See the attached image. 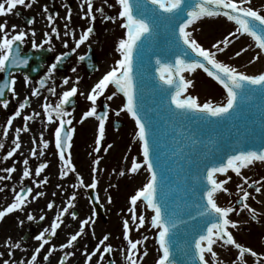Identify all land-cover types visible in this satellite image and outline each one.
<instances>
[{
	"label": "snow or ice",
	"instance_id": "snow-or-ice-1",
	"mask_svg": "<svg viewBox=\"0 0 264 264\" xmlns=\"http://www.w3.org/2000/svg\"><path fill=\"white\" fill-rule=\"evenodd\" d=\"M36 0H0V16H6L13 12L17 6H23L30 9ZM107 8L112 9L118 6L119 11L116 16L105 14L103 7L96 8L103 20H109L113 23L117 19H121L120 28L124 29L123 38L119 39L116 51L120 58L109 71L91 87L87 93L86 99L91 102L90 108L85 110L78 123H83L88 118L94 117L98 121L96 138L94 140L95 147L93 152H101V141L105 137V125L109 115V106L104 104L105 111L97 113V100L104 96L109 86H113L114 91L107 95L105 99L112 101L118 94H122L123 103L118 110H113L116 116L126 113L134 121L135 139L139 141L140 156L131 158L130 167L121 169L120 176L126 173L136 174L143 169L147 175V182L143 183L133 195L129 197L130 207L127 211L131 214V223L135 226V230L139 231L146 223V217L143 213L137 215L138 202L142 203L147 209L151 210V218L148 221L151 229H155V242L158 245L156 251L158 258L155 264H178L176 255V244L178 239L177 225L178 222L187 224V220H181V211L179 200L184 196L197 197L194 207L196 215L192 216L191 212L187 215L192 224L190 239L186 240L185 248L181 249L185 259L180 260L179 264H224V260L220 258L215 247L221 249L236 250V258L231 264H248L246 257L253 260V264H264V253L254 250L251 246H244L237 242L233 232L229 229H237L238 221L231 219V214L237 216L241 212L247 211L253 221L259 222L260 213L257 209L250 206L247 202L251 193L244 190L253 189L255 193L262 194L264 187V179H256L249 183V178L242 175V169H248L249 166L255 165L257 162L264 164V128L257 138L255 129L246 125L241 128L236 127L237 121L243 118V102L245 99L259 97L264 100V67L258 74H249L247 71H241L238 67L231 63L224 62L217 58L218 54H224L229 45L238 41L242 36L250 37L259 51L255 52L247 61L248 64H255L264 58V0H261L260 6L254 3V0H103ZM86 5L84 17L90 21L89 26L79 35L78 39H74V47L71 52H76L81 45L89 40L90 34L94 32L91 22L96 20L93 14L94 0H82L81 8ZM67 7V5H65ZM47 13V7L44 8ZM223 17L227 21L233 22L234 30H230L222 39H218L211 44L210 48L204 47L198 42L193 27L203 18ZM71 9L65 17L70 22ZM54 17L49 14L47 20L49 25L52 24ZM33 21L29 20L31 24ZM7 21L0 23V73H7V76L0 81V98L5 97L6 92H11L13 96L16 93L13 85L16 80L12 75V69H20L29 64L31 57L27 53H23L21 45H23L28 35L23 29L13 34L16 25H12V32L6 31ZM164 25L171 30L174 37L171 46L166 50L154 52L155 72L158 75V82L154 85L155 91L159 97V103L163 110V115L157 113L162 124H158L153 116L148 114V109L144 102V80L142 74L135 71L137 63L143 64V52L145 41L153 37L157 30ZM65 28L68 24H65ZM51 32L55 34V38H60V33L56 27H51ZM44 39L38 45L35 40V31L31 32L32 48H43L45 44H51L52 36L45 32ZM65 36L70 35L69 32L64 33ZM64 47H68L67 41ZM249 51L248 47H241L234 53L233 58L241 57L243 53ZM70 55L64 52L55 57V62L48 68V73L39 80V87L31 90V96L37 97L41 94L40 90L45 88L48 79L60 63ZM84 61L86 56L81 55L78 58ZM151 59V58H149ZM197 69H202L208 77H210L221 89L223 100L214 102L206 99L203 102L196 95L189 93L190 87L193 86L191 79H186L184 73H193ZM72 72L76 68L71 69ZM25 84L29 83L28 76H24ZM79 77L73 82L68 90H64L59 94L55 104L48 102V97H44V103L41 105L43 115L46 117L44 123L45 129L49 125H55L52 135L54 136V145L56 154L61 163L60 179H64L69 173L75 174L76 183L68 185L72 189L85 188L96 190L99 180L97 172L103 171L98 169L101 157L97 156L91 163V183L85 185L81 174L76 170L72 163V155L69 149L72 147L73 133L76 131L73 124L72 113L66 110V105L73 103V97L78 93ZM69 79H63V85H68ZM47 91L56 96V88L48 87ZM84 96V92L79 93ZM8 100L0 99V104L6 109L8 108ZM30 102L27 98L19 104V109L15 111L14 116L7 120V126L3 128V136L7 137L9 128L13 124V120L21 116V110L29 106ZM264 107V106H262ZM41 117V112L35 111L31 115L23 116V127L15 128V139L13 147L7 151L3 160H8L21 149L20 134L30 131L29 121H34ZM248 119L255 121V116L249 112ZM261 124L264 126V111L261 113ZM227 128V131L224 129ZM231 141L225 144L224 148L218 149L221 152L215 162L205 163L202 156L207 153L202 151L209 144H218L221 140ZM31 143L36 145V139H32ZM39 151L36 147H32L30 151L31 157L44 156V150L49 147V141L44 139L43 133L40 134ZM5 144L0 141V150L4 149ZM111 148L109 144L104 151L107 152ZM127 159V157H125ZM22 176L20 178V186L17 191L12 189V202L3 210H0V221L11 213L23 212L25 207L35 201L37 198L45 196L44 191H36L33 195V188L23 185L24 178L33 175V171L29 167V159H23ZM48 167L47 162L39 163L34 169V176L40 177L41 173ZM229 170L235 173L237 177L243 181L238 184L237 189L242 191V195L236 201L239 208L234 206H220L217 202L218 193H226L231 195L225 185L228 180H218L217 174H226ZM8 175H0V181L11 179L12 173L16 172L15 162L13 166L0 169ZM176 171L177 175L183 173L184 184L180 185L177 181V188L174 194L167 189L171 184L170 173ZM231 179V177H228ZM31 183L40 189L48 183L45 176L39 182L32 179ZM114 187V185H110ZM61 184H57L56 188H62ZM4 188L0 187V192H4ZM107 191V189H105ZM56 192H52V196H56ZM31 196V200L29 199ZM256 200L255 196H251ZM77 199L76 192L73 191L65 202L62 209H58L50 228L45 227L38 235L34 237L39 241V246L35 248L30 259L26 264H37L38 255L45 245L50 244V240L57 236V230L64 223L65 215H70L73 221L78 219V214L70 209H75V201ZM91 199V197H90ZM107 203H112V197L107 196ZM99 196H95V202L99 205ZM256 203H260L256 200ZM54 201H49L46 205L48 210H52ZM103 207V205H99ZM186 208V205H185ZM96 209L93 207L91 215L79 220L78 230L75 234L67 238L66 243L60 245V250L71 249L74 247L78 237L85 233L86 226L92 228L96 223ZM35 217L31 212L27 214L28 221H34ZM40 221L45 220L44 215H40ZM24 221L20 220L19 224L23 225ZM71 227V225H68ZM122 239L126 242L127 255L125 260L127 264H140V262L148 255L144 250L142 255L137 258L138 245L143 246L149 239L147 235L140 239L130 238L129 219L122 221ZM47 234V235H46ZM91 235L95 238V231ZM109 234L103 235L95 245L94 250L90 254H86L85 264H88L98 252L102 253L99 259H104L103 253L111 254L113 247L108 242ZM10 249H20L21 244L12 241L7 242ZM55 246L48 249V253L43 255L42 259L49 262V257L55 251ZM124 249H121L123 253ZM11 256L12 253L8 252ZM73 253L65 251L59 260V264H67L69 257ZM207 257V258H206ZM3 264H10L8 259L3 260ZM19 264H25L21 260ZM114 264V262H113Z\"/></svg>",
	"mask_w": 264,
	"mask_h": 264
},
{
	"label": "rangeland",
	"instance_id": "rangeland-1",
	"mask_svg": "<svg viewBox=\"0 0 264 264\" xmlns=\"http://www.w3.org/2000/svg\"><path fill=\"white\" fill-rule=\"evenodd\" d=\"M70 2L82 3V0H65ZM109 3H114V0H109ZM254 3L257 7L260 6L261 0H254ZM95 7H103L105 14L116 16L118 14V6L113 7L112 9L107 8L103 3V0H94ZM210 20H221L225 25L230 28L225 31L227 34L228 31L234 30L233 22H229L226 18L216 17V18H207L202 19V21ZM101 23L99 24L101 28L104 29V39L106 44L109 47V51L103 56L100 57L99 71L94 73L92 77L84 76L79 77V81H83V84L80 82L76 85L78 87V93L75 96L79 108L76 110H67L72 113L73 124L69 127H74L76 131L73 133V139L71 141L72 147L69 149L72 155V163L75 166L76 170L81 174L85 185L91 183V168L92 161L97 157H101L99 168H102L103 171L97 172V178L99 180L96 194L99 196L100 205H103V210L105 216L96 215V223L90 229L86 226L85 233L78 237V242L82 243L81 250L84 249L87 251H81L83 255H86L89 251L87 246L94 241L99 240L105 234H109L110 239L106 243H110L113 247V259L115 264H127L125 257L127 255L126 242L123 241L122 236V221L123 219H129L130 223V238L140 239L142 236L147 235L149 239L144 243L143 246L138 245L137 258L142 255L144 250H147L148 255L140 262V264H155L158 258V252L156 249L158 245L155 242V229H151L148 221L151 218V210L147 209L142 203L138 202L137 205V215L139 216L143 213L146 217L145 225L139 229L135 230V226L131 223V214L127 211L130 207L129 197L135 193V191L147 182V173L141 169L139 173L130 174L126 173L125 176H120L119 171L127 169L130 167L131 158L136 156L138 159H142L140 156L139 141L135 139V124L134 121L126 113H121L120 116H116L113 110H118L123 103L122 94H118L113 98L112 101H107L105 97L110 95L114 91L113 87L110 85L109 88L105 91L104 96H101L97 100V113H99L100 106L102 102L108 104L109 106V115L105 125V137L101 141V152H93L95 147L94 140L96 138V131L98 126V121L94 117L88 118L83 123H78L82 113L90 108L91 102L86 99L87 93L90 91L91 87L105 74L107 71L114 66L115 61L120 58L119 53L116 51V46L119 39L123 38L125 30L120 28L121 19H117L114 23L109 20L100 19ZM199 22V21H198ZM197 22V23H198ZM196 25L193 27L196 29L194 35L196 36L199 43L204 47L210 48L211 44L216 41V38L211 35L210 30L199 28ZM197 26V27H196ZM220 28L219 30H221ZM225 34V35H226ZM222 39V38H221ZM231 49L226 58H222L219 55L218 59L231 63L234 66L238 67L241 71H247L249 74H258V71L263 65V59L257 61L255 64L241 65L238 63L237 58H233L234 53L239 50L241 47H248L249 51L243 53L242 56H246L248 59L258 50L255 46V42L248 36H242L238 41H235L231 45ZM69 84L61 85L56 87V96H52L49 92L47 94L48 102L55 104L56 100L59 97V94L68 90L73 86V82L76 81L77 77L69 76ZM186 79H191L193 81V86L190 87L189 93L196 95L201 102L206 99L213 100L214 102H220L223 100L222 89L203 71H197L189 74H185ZM84 92L85 95L81 96L79 93ZM44 103L42 100L39 104L32 107H27V109L21 111V116L13 120L12 126L9 128L7 137L3 136V128L7 126V120L12 117L11 112H15L17 109H5L0 107V141L5 144L4 149L0 150V169L11 167L15 162L16 172L12 173L11 179L0 181V187L4 188V192H0V210H3L9 203L12 202L13 192L12 189L16 188L19 190L20 178L22 176L23 169V159H29V167L33 171V175L29 178H24L23 185L33 188V195L36 191H44L45 196L37 198L32 203L28 204L23 212L17 211L11 214H8L3 221H0V232L3 235H6V238H2L0 242L7 243V241H12L15 243H20V238L24 236L23 232H26V229L30 225H35L36 222L40 221V215L45 216L44 222L41 226H38V233H40L45 227L50 228L51 222L54 219L58 209H62L65 206V202L68 197L71 196L73 191L76 192L77 199L75 201V209H70L75 211L78 214V219L73 221L70 215H65L63 218L64 223L57 230V236L53 237L50 240L49 245H45V250H48L50 247L55 246V249L60 250V245L67 242V238L75 234L78 230L79 220L84 219L87 216L91 215L93 206L90 201V191L92 189L77 188L72 189L68 185L76 183L75 174L69 173L64 179H60V168L61 163L59 161L58 155L56 154V149L54 145V136L52 135L53 128L55 125H49L47 129L44 127L46 123V117L43 115V109L41 105ZM10 110V111H9ZM41 112V117L37 118L34 121H29L30 131L27 133L21 132L20 142L21 147L25 146L26 149L24 152H20V149L14 154L13 157L8 160H3V157L7 154V151L11 150L13 145V140L15 139L16 133L15 128L23 127L24 121L23 116L31 115L33 112ZM9 112V113H8ZM115 123H123L124 126L121 129H114ZM43 133L44 139L49 141V147L44 150L45 154L42 157H31L30 151L32 147H36L37 150L41 148L39 144L40 134ZM32 139H36V145L31 143ZM31 144V146H30ZM111 145V148H108L107 152L104 149ZM30 146V147H29ZM127 157V159H125ZM47 162L48 167L41 173L40 177L34 176V169L38 166L39 163ZM242 175L249 178V183L256 179H264V164L249 166L248 169H242ZM0 175H8L7 173L0 171ZM45 176L48 178V183L42 188L37 189L32 183V179H36L38 182L42 180ZM219 180H228V183L225 185L228 188L231 195L226 193H219L220 198H217L218 204L220 206H234L239 208V205L236 204L239 195H242V191L237 189L238 184H243V181L240 177H237L235 173L229 172L226 175H218ZM231 177V179H228ZM57 184H61L62 188H56ZM114 185V187L110 186ZM107 189V191H105ZM244 190H247L251 193V196H255L256 200H259L260 203H256V200H253L250 196L247 201L250 206L257 209V212L260 213L258 216L259 222L253 221L250 217V214L247 211H243L237 216L235 213L231 214V219L238 221L237 229H229L233 232L234 238L237 242L243 244L244 246H251L254 250H257L261 253H264V187H262V194L255 193L253 189L247 188V185H244ZM52 192H56V196H52ZM112 197V203H107V196ZM31 200V196H29ZM49 201H54V206L52 210H48L46 205ZM31 212L35 217L34 221L27 220V214ZM23 220V225L19 224V221ZM29 222V224H28ZM71 225V227H68ZM95 231V238L91 235L92 231ZM47 235V234H46ZM39 241L33 240L30 242V250H35L39 246ZM76 243V242H75ZM95 242L94 244H97ZM93 244V245H94ZM121 249H124L123 253ZM18 250V249H14ZM75 250L74 247L71 249H64L65 251ZM214 250L218 252V255L224 264H231L232 260L236 258V250L231 249L230 246L228 249H221L214 246ZM207 258V257H206ZM248 264H253V260L250 257H246Z\"/></svg>",
	"mask_w": 264,
	"mask_h": 264
},
{
	"label": "flooded vegetation",
	"instance_id": "flooded-vegetation-1",
	"mask_svg": "<svg viewBox=\"0 0 264 264\" xmlns=\"http://www.w3.org/2000/svg\"><path fill=\"white\" fill-rule=\"evenodd\" d=\"M29 0H26L28 3ZM82 3L78 2H70L65 0H36V3L33 4V7L30 9L24 8L23 6H17V8L13 9V12L6 15L0 16V23L7 21L6 31L12 32L11 26L16 25V28L13 34L18 33L21 29H23L28 35L25 38L23 45H21L23 53H27L31 59H29V64L26 67H22L20 69H12V75L16 80V84L13 85V90L16 93L15 96L12 95L11 92H6L5 97L0 99L8 100V108L6 109H19V104L23 102L25 98H27L30 102L29 106L32 107L34 105L39 104L42 100L44 101V97L47 96L48 87H59L61 82H63L64 74L70 80L69 76L73 77H84L90 76L99 71L100 57L103 54H106L109 51V47L106 44L104 39V29L99 25L101 23V16L98 12H96L95 6H93V14L96 16V20L91 22V26L94 28V32L90 34L89 40L85 42V44L81 45L76 52L72 53L71 49L75 46L74 39H78L79 35L82 34L84 30L89 26L90 21L88 18L84 17L86 12V5L84 8H81ZM67 5V7H65ZM47 7L48 12H44V8ZM71 9V18L70 22L65 19L68 15V11ZM51 14L54 19L51 25H49L47 16ZM29 20L33 22L31 24L28 23ZM65 24H68V27L65 28ZM51 27H56L60 33V38L56 39L55 34L51 32ZM35 31L36 43L39 45L44 39V33L48 32L50 36H52L51 44H45L43 48L33 49L32 48V36L31 32ZM69 32L70 35L65 36V32ZM67 41L68 47H64V43ZM64 52H69L70 55L64 59L63 63H60L56 70L52 73L51 77L48 79L45 88L41 89V94L37 97L31 96V90L36 87H39V80L42 79L48 73V68L52 63L55 62V57L57 55H61ZM84 55L86 59L84 61H80L79 56ZM91 56L93 62H95L96 70L89 74V57ZM75 67L76 71L72 72L71 69ZM7 76V73H0V81L3 80L4 77ZM24 76H28L29 83L26 85L24 81ZM80 84H83V81H79ZM1 108H4L2 104H0ZM23 109V110H25ZM21 110V111H23ZM10 111V110H9ZM9 113V112H8ZM15 114V112H11V114ZM14 116V115H11ZM43 221H38L35 225H30L27 227L24 236L20 238L21 248L18 250L10 249L7 247V243L0 242V264H3L4 259H8L10 264H19L21 260L25 261V264L28 259H30L31 254L34 250H30V242L35 240L34 237L38 235V226H41ZM29 224V222H28ZM6 235H3L0 232V241L2 238H6ZM94 241L93 244L95 242ZM6 242H8L6 240ZM90 243L89 251L87 254H90L95 245ZM82 243H75V250L71 252L73 255L69 257L67 264H85L86 255H83V251L81 250ZM101 252H98L96 256L92 258L88 264H107L108 257L106 253H103L104 259L101 261L99 259ZM82 251V253H81ZM8 252H11L12 255H7ZM48 250L42 249L41 253L38 255L37 264H59L60 258L64 254V250H55L52 255L49 257V262L43 261V255H46ZM113 255V252H112Z\"/></svg>",
	"mask_w": 264,
	"mask_h": 264
},
{
	"label": "water",
	"instance_id": "water-1",
	"mask_svg": "<svg viewBox=\"0 0 264 264\" xmlns=\"http://www.w3.org/2000/svg\"><path fill=\"white\" fill-rule=\"evenodd\" d=\"M203 19H207L203 18ZM174 37L171 35V30L161 25V27L157 30L156 34L151 37L149 40L145 41L144 46V52H143V58L144 62L143 64L137 63L135 66V71L142 74L143 80H144V89H143V95H144V102L145 106L148 109V114L150 116H153L154 120L157 121L158 124H162L163 121L159 119L157 113L160 112V115H163V110L159 103V97L158 94L155 91L154 85L158 82V75L155 72V56L153 55L154 52H159L162 50H166L171 46V43L173 41ZM259 50V49H258ZM151 58V59H149ZM90 65L94 64L92 61L89 63ZM95 70V67L90 71V73H93ZM201 71V70H196ZM189 74V73H187ZM73 103L71 105H66V109H77L78 104L75 98L73 97ZM264 100H261L259 97H254L252 99H245L243 102V118L240 121H237L236 127L243 129L246 125H249L250 127L255 129V133L257 135V138H259V135L262 131L261 124V113L264 111ZM103 111H105L104 104L102 105ZM100 112V113H103ZM251 112L255 116V121L248 119V114ZM99 113V114H100ZM124 126L123 123H115L114 128L115 129H121ZM224 131H227V128L224 129ZM231 141L228 140H221L218 144H209L207 148L202 147V151L206 152V156H202V159L205 163H209V166H211L210 162H215L217 157L221 155V152L218 151V149L224 148L225 144L230 143ZM255 165H261L259 162H257ZM171 178V184L169 185V188L167 191H169L171 194H174L177 188V181H180V185L183 186L184 184V177L183 173L180 175H177L176 171H172L170 174ZM226 175V174H224ZM96 190L90 191V197L91 202L93 204V207L96 209V213L99 215H103V209L95 202V196H96ZM197 197L194 196H184L182 200H179L178 203L180 204L181 208V220H187L188 223H181L178 222L177 225V233H178V239L176 244V255L178 257V264L180 260L185 259L181 249L185 248L186 246V240L190 239V235H188L191 231L192 224L195 223V221L191 220L190 217L187 215L188 212H191L192 216L196 215V209L194 207V203L196 202ZM186 205V208H185ZM108 264H113V260L110 256V260Z\"/></svg>",
	"mask_w": 264,
	"mask_h": 264
},
{
	"label": "bare ground",
	"instance_id": "bare-ground-1",
	"mask_svg": "<svg viewBox=\"0 0 264 264\" xmlns=\"http://www.w3.org/2000/svg\"><path fill=\"white\" fill-rule=\"evenodd\" d=\"M197 26L199 28L203 27L202 29L210 30L209 32H211V35H213L216 38V40L223 38V36L226 34L225 31L230 28L229 26L225 25L224 22H222L221 20H210V21H202V22L199 21L197 23ZM220 28H222V29L219 30ZM231 45L232 44L229 45L228 49H226V52L224 54H218V55L220 57H222V58H226L227 57V54L229 52H231L230 51V49L232 47ZM262 59H263V65H262V67H264V58H262ZM237 61L241 65L247 66V64H248L247 63L248 58L246 56L237 57ZM30 146H31V144H30ZM25 149H26V147L25 146H22L21 149H20V152H24ZM217 179L219 180L220 178L218 177ZM217 198H220V194L217 195ZM217 200H219V199H217Z\"/></svg>",
	"mask_w": 264,
	"mask_h": 264
}]
</instances>
